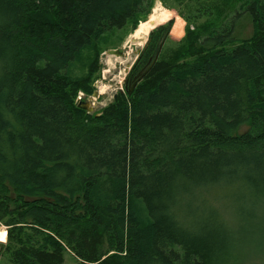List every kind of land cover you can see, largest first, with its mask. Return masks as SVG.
Segmentation results:
<instances>
[{
    "label": "trees",
    "instance_id": "1",
    "mask_svg": "<svg viewBox=\"0 0 264 264\" xmlns=\"http://www.w3.org/2000/svg\"><path fill=\"white\" fill-rule=\"evenodd\" d=\"M154 1L0 0V220L16 225L12 264H64L67 251L77 264H232L233 224L244 239L264 226V0H182L206 20L176 47L171 22L150 32L131 94L98 113L75 105L99 68L95 55L71 77L82 51ZM243 15L253 35L228 46ZM25 226L53 237L28 244Z\"/></svg>",
    "mask_w": 264,
    "mask_h": 264
},
{
    "label": "rangeland",
    "instance_id": "2",
    "mask_svg": "<svg viewBox=\"0 0 264 264\" xmlns=\"http://www.w3.org/2000/svg\"><path fill=\"white\" fill-rule=\"evenodd\" d=\"M156 6H160L170 13L169 20L161 25L167 26L171 22L168 40L166 42V45L169 47H176L178 42L184 38L188 29L192 30L195 26L202 24L206 20L205 17H201L198 14L196 11L197 7L194 3L182 0H155L149 13L141 16L136 25L132 22L123 30L106 33L100 38L95 47L83 50L79 58L69 69V75L73 78L86 76L89 63L95 55H98L99 68L91 77L90 83H88L93 93L85 95L80 91L76 97V101L80 100L85 102L87 113H98L113 101L117 93H125L126 89L129 88L125 86L127 77L144 48L150 33L143 42L135 41L131 36H133V33L137 30L141 22L149 19L152 10ZM252 35V22L247 15H243L235 23L232 44L228 46L248 40ZM112 50L119 51L122 53V56L116 57L109 55L108 51ZM244 130L245 128L242 129V132ZM11 195L13 198L15 197V195ZM15 208V204H9L10 210H15ZM13 216L15 217V214ZM7 222H9V218L0 220V231H5L6 237L9 230H16V225L11 226ZM30 227L25 226L23 231L25 242H28V244L32 243V241L39 244L45 238V235L52 236L47 231H42L37 236L35 232H32V228ZM238 228L239 225L234 223L233 230L236 229V232H238L236 240L238 246L236 248L237 256L233 258L234 261L232 264H264V238H260L259 235V231L264 230V226L258 228V234H253L248 239H244L247 231H238ZM14 235H16V232ZM6 245L7 240L0 242V264H12L9 260V254L5 251ZM101 250L103 254H107L104 255L105 257L112 255L111 252L107 253L108 243L105 239L102 243ZM64 264H77V260L69 251L64 254Z\"/></svg>",
    "mask_w": 264,
    "mask_h": 264
},
{
    "label": "bare ground",
    "instance_id": "3",
    "mask_svg": "<svg viewBox=\"0 0 264 264\" xmlns=\"http://www.w3.org/2000/svg\"><path fill=\"white\" fill-rule=\"evenodd\" d=\"M156 4V3H155ZM170 18V13L160 6H156L152 13L145 22H141L137 30L133 33V37L135 41L143 42L145 41L147 35L157 26L162 25L167 22ZM132 38V39H133ZM6 240V232L0 231V242H5Z\"/></svg>",
    "mask_w": 264,
    "mask_h": 264
},
{
    "label": "water",
    "instance_id": "4",
    "mask_svg": "<svg viewBox=\"0 0 264 264\" xmlns=\"http://www.w3.org/2000/svg\"><path fill=\"white\" fill-rule=\"evenodd\" d=\"M160 26H161V25H160ZM156 28H157V27H156ZM108 54H109V55L116 56V57H117V56H118V57H121V56H122V53H120L119 51H115V50L108 51ZM136 83H137V81H136V82H133L132 84L129 85L128 81H126L125 86H126V87H129V88H128V90H129V91H128L129 94L132 93V91H133V89H134ZM75 105H76L77 108H79V109H81V110H83V111H87V106H86L85 102H82V101L78 100V101H76Z\"/></svg>",
    "mask_w": 264,
    "mask_h": 264
},
{
    "label": "flooded vegetation",
    "instance_id": "5",
    "mask_svg": "<svg viewBox=\"0 0 264 264\" xmlns=\"http://www.w3.org/2000/svg\"><path fill=\"white\" fill-rule=\"evenodd\" d=\"M128 82H130V81H128Z\"/></svg>",
    "mask_w": 264,
    "mask_h": 264
}]
</instances>
